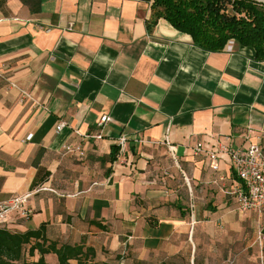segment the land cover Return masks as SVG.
Instances as JSON below:
<instances>
[{"label": "crops", "instance_id": "0c3cea01", "mask_svg": "<svg viewBox=\"0 0 264 264\" xmlns=\"http://www.w3.org/2000/svg\"><path fill=\"white\" fill-rule=\"evenodd\" d=\"M152 1L0 0V205L31 193L27 218L0 226L44 225L100 264H264L243 244L228 156L213 170L192 152L264 151V59L235 41L203 50L163 18L149 29Z\"/></svg>", "mask_w": 264, "mask_h": 264}, {"label": "trees", "instance_id": "16d2710c", "mask_svg": "<svg viewBox=\"0 0 264 264\" xmlns=\"http://www.w3.org/2000/svg\"><path fill=\"white\" fill-rule=\"evenodd\" d=\"M159 18L190 35L203 50L221 51L233 39L253 47L257 58L264 59V3L258 0H153L148 28ZM116 153L113 146L109 158ZM47 254H55L57 264H100L94 262L90 247L50 240L44 225L24 232L0 226V264H50Z\"/></svg>", "mask_w": 264, "mask_h": 264}, {"label": "built area", "instance_id": "2783aa9c", "mask_svg": "<svg viewBox=\"0 0 264 264\" xmlns=\"http://www.w3.org/2000/svg\"><path fill=\"white\" fill-rule=\"evenodd\" d=\"M234 40H228L226 46L229 50L232 49ZM0 77H3L0 75ZM8 84L17 89L21 95L22 100H30L34 106H39L40 103L27 91L18 87L15 82L7 79ZM110 121L108 115L100 117L98 124L102 125ZM66 126L65 122H59L56 126V132L61 131ZM100 138L101 136H95ZM127 139L122 136L118 140V144L121 150L124 149ZM168 144V148L172 155L175 152V147L170 145L168 139H165ZM64 150L68 153H76L79 156L83 155V149L80 145H64ZM192 152L195 155L205 153L210 159L211 168L213 170L218 169L217 159L221 154L228 156L230 163L234 169V172L238 178V183L235 185L233 194L236 197L237 210L239 213L247 214L254 213L259 218L264 219V151L260 149L256 144H251L249 147L231 148L222 143L214 148H205L200 142L196 143L192 147ZM31 193H27L21 196H16L10 201L0 205V224L6 221L7 216L11 212H16L21 217L27 218L29 211L26 208L27 199ZM257 233V242L259 245L264 242V225H259Z\"/></svg>", "mask_w": 264, "mask_h": 264}, {"label": "rangeland", "instance_id": "374dc122", "mask_svg": "<svg viewBox=\"0 0 264 264\" xmlns=\"http://www.w3.org/2000/svg\"><path fill=\"white\" fill-rule=\"evenodd\" d=\"M258 2L264 3V1L261 0H258ZM258 222V217L256 215H249L248 213L243 214V244L252 243L255 239L257 241V233L260 228ZM261 245L262 248H264V242H262ZM50 263H55L54 257L50 258Z\"/></svg>", "mask_w": 264, "mask_h": 264}, {"label": "water", "instance_id": "95a60500", "mask_svg": "<svg viewBox=\"0 0 264 264\" xmlns=\"http://www.w3.org/2000/svg\"><path fill=\"white\" fill-rule=\"evenodd\" d=\"M261 1H264V0H261Z\"/></svg>", "mask_w": 264, "mask_h": 264}]
</instances>
